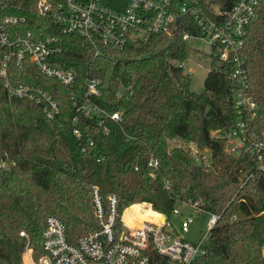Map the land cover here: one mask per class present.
Segmentation results:
<instances>
[{
	"label": "trees",
	"instance_id": "obj_1",
	"mask_svg": "<svg viewBox=\"0 0 264 264\" xmlns=\"http://www.w3.org/2000/svg\"><path fill=\"white\" fill-rule=\"evenodd\" d=\"M104 1L110 6L127 2ZM199 1L211 17H216L212 4L227 12L237 2ZM37 2L0 0V22L24 17L8 25L11 35L32 30L37 37L58 36L63 52L55 58L76 69L78 77L68 88L29 59L23 67L11 65L13 79L42 85L58 101L60 114L49 118L40 105L10 95L0 75V264H24L28 244L41 254L48 215L65 222L72 242L95 230L93 186L104 200L117 195L122 211L132 205L125 217L133 213L153 220L161 212L171 219L175 207L191 202L217 213L206 253L191 264H264V174L254 157L229 156L226 140L212 136L215 129L235 125L232 80L215 67L198 93L181 66L191 51L184 32L199 31L193 16L181 14L172 35L130 39L123 49L105 47L95 55L79 34H64L53 17L40 15ZM5 50L0 47V66ZM244 56L249 94L264 126V0L251 22ZM212 62L218 64L216 58ZM88 76L101 79L102 94L92 100L107 114L121 111V119L78 110L74 95L85 99ZM175 139L185 144L171 146ZM206 148L212 152L209 164L202 152ZM152 159L156 167L149 165ZM251 172L254 176L243 185ZM159 258L165 260L155 252L153 259Z\"/></svg>",
	"mask_w": 264,
	"mask_h": 264
},
{
	"label": "built area",
	"instance_id": "obj_2",
	"mask_svg": "<svg viewBox=\"0 0 264 264\" xmlns=\"http://www.w3.org/2000/svg\"><path fill=\"white\" fill-rule=\"evenodd\" d=\"M258 3L259 0H237L227 12L212 4L216 17H211L199 0H127L125 5L119 2L117 6H110L104 0H59L56 4L51 0H38L37 12L53 17L64 34H79L95 55L103 53L105 47L123 49L130 39L147 40L153 34L172 35L173 26L181 22V14L190 13L199 31L187 30L183 39H202L208 43L211 59L216 58L218 62L215 67L227 73L233 83L231 99L236 112L235 125L225 130L215 129L212 136L226 140L225 152L229 156L248 154L254 157L257 170L264 174V126L257 121L258 105L249 94L244 56ZM178 17L180 21L177 23ZM20 21H25V18L11 15L0 22V47L6 48L0 75L10 95L33 101L49 118H54L61 112L54 96L42 85L13 79L10 67L13 63L23 67L29 59L45 76L68 88L76 85L77 71L64 67L55 58L63 52L58 36L37 37L32 30L25 33L16 31L11 35L8 25ZM181 66L190 75L185 62ZM100 85V78H86L85 99L80 101L74 95L78 110L90 116L107 114L91 98L101 96ZM107 115L117 121L121 119V111ZM75 134L80 135V131L75 129ZM206 162L210 163L209 160ZM157 164L154 159L149 163L151 167ZM253 176L254 172L248 173L243 185ZM92 199L98 218L95 230L72 242L65 222L57 215H48L41 232L42 252L34 257L33 249L27 246L23 253L25 264H191L206 253L211 229L219 220L217 213L204 211L198 202L186 203L209 214V230L203 232L198 242H191L182 234L190 231L193 216L182 220L180 232L164 213H159L154 220H140L133 213L130 220L126 219L118 196L112 194L104 200L97 186H93ZM178 213L179 206L173 210V214ZM21 234L25 235V232ZM155 252L165 260L153 259Z\"/></svg>",
	"mask_w": 264,
	"mask_h": 264
},
{
	"label": "rangeland",
	"instance_id": "obj_3",
	"mask_svg": "<svg viewBox=\"0 0 264 264\" xmlns=\"http://www.w3.org/2000/svg\"><path fill=\"white\" fill-rule=\"evenodd\" d=\"M189 44L191 45V51H189V56L184 61L185 69L187 71H191L189 77L191 79L192 89L198 93H202L205 89L204 81L207 76V73L209 72V70L215 68V65L213 64L210 56L211 46L202 39H192L191 41H189ZM170 144L171 146H173V145L185 144V142L181 139H175L172 140ZM202 152L205 156L206 161L208 160L210 161L212 154L211 150L209 148H206ZM137 204L141 206L142 210L149 208V205L147 203H137ZM131 206L125 208L123 210L124 213H126V211ZM179 208H180V213L172 215L171 218L175 229L181 232L180 227L182 220L188 216H193L194 222L191 224L190 231L182 234V236L191 242H198L202 237L203 232L208 231L210 228L208 223L209 214L206 212L198 211L194 209L191 205L185 203L179 205ZM162 221H164V219H162ZM28 246L33 249V247L30 246L29 244ZM33 251H34L33 253L34 257L39 256L38 254L35 253L36 252L35 249H33Z\"/></svg>",
	"mask_w": 264,
	"mask_h": 264
},
{
	"label": "bare ground",
	"instance_id": "obj_4",
	"mask_svg": "<svg viewBox=\"0 0 264 264\" xmlns=\"http://www.w3.org/2000/svg\"><path fill=\"white\" fill-rule=\"evenodd\" d=\"M135 216L138 217V218H141L140 220H143V219H144V218L141 217L140 215H135ZM125 218L128 219V220H130V216H126Z\"/></svg>",
	"mask_w": 264,
	"mask_h": 264
},
{
	"label": "water",
	"instance_id": "obj_5",
	"mask_svg": "<svg viewBox=\"0 0 264 264\" xmlns=\"http://www.w3.org/2000/svg\"><path fill=\"white\" fill-rule=\"evenodd\" d=\"M179 21H180V17L177 18V23H178ZM201 162H202V159L199 158V159H198V163L201 164Z\"/></svg>",
	"mask_w": 264,
	"mask_h": 264
},
{
	"label": "crops",
	"instance_id": "obj_6",
	"mask_svg": "<svg viewBox=\"0 0 264 264\" xmlns=\"http://www.w3.org/2000/svg\"><path fill=\"white\" fill-rule=\"evenodd\" d=\"M149 205V208H151V209H153L152 208V206L150 205V204H148ZM154 210V209H153ZM155 212H158V211H156V210H154ZM152 220V219H151ZM154 220V219H153Z\"/></svg>",
	"mask_w": 264,
	"mask_h": 264
}]
</instances>
